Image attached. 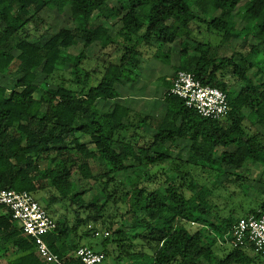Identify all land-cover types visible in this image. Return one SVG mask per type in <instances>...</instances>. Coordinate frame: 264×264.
Instances as JSON below:
<instances>
[{
	"label": "trees",
	"instance_id": "trees-1",
	"mask_svg": "<svg viewBox=\"0 0 264 264\" xmlns=\"http://www.w3.org/2000/svg\"><path fill=\"white\" fill-rule=\"evenodd\" d=\"M111 1L0 0V192L42 203L57 223L45 241L64 264H84L74 257L80 247L103 253L105 264H264L252 244L233 248L226 239L241 218L264 214V172L251 179L247 165H264V39L256 37L264 0ZM48 10L73 15L76 27L53 32ZM235 12L247 15L234 35L243 43L221 57L232 38L224 18ZM95 44L102 50L85 68ZM74 47L79 54L69 53ZM174 52L173 78L186 71L221 89L231 107L225 118H203L168 91L159 118L126 101L142 60L171 63ZM177 139L192 141L189 157L166 169L171 155L156 148ZM75 171L92 187L76 186ZM0 259L50 264L2 206Z\"/></svg>",
	"mask_w": 264,
	"mask_h": 264
},
{
	"label": "built area",
	"instance_id": "built-area-1",
	"mask_svg": "<svg viewBox=\"0 0 264 264\" xmlns=\"http://www.w3.org/2000/svg\"><path fill=\"white\" fill-rule=\"evenodd\" d=\"M168 92L181 98L188 109L206 119H223L231 109L227 95L221 89L203 85L190 72H178ZM0 206L9 209L23 233L35 241L37 254L43 261L64 264V260L53 253L45 241V236L57 228V223L32 194L3 190L0 192ZM95 235L107 237L109 234L96 232ZM229 237L233 248L252 244L256 252L264 255V214L241 218L226 239ZM74 257L84 264H105V255L88 247H80Z\"/></svg>",
	"mask_w": 264,
	"mask_h": 264
},
{
	"label": "rangeland",
	"instance_id": "rangeland-1",
	"mask_svg": "<svg viewBox=\"0 0 264 264\" xmlns=\"http://www.w3.org/2000/svg\"><path fill=\"white\" fill-rule=\"evenodd\" d=\"M249 1V0H247ZM112 5H115L116 2L114 0L111 1ZM208 13L211 16L214 17H221V14L219 11H215L212 8L208 9ZM235 14L231 16H227L224 19L229 23L230 25V35L231 40L225 41L222 44V47L220 50H218V55L221 57H229L232 55L234 49L237 45H241L243 42L240 39H237L234 37L237 31H241L242 28L245 26L247 21V15L244 16H237ZM44 17L48 24L53 25V32L60 33L62 35H66L71 29L76 27V22L74 21L73 15H70L68 12H65L63 14H59L56 11H46L44 13ZM95 23H101L104 20L103 19H97L96 17H93ZM105 22V21H104ZM107 24V23H106ZM256 37L264 39V35L256 32ZM218 42V40H215ZM179 47V46H178ZM101 47L99 44H95L92 47H90L87 50L88 56L90 58V61L85 62L84 66L85 68H92L95 65V60L93 59L96 57L100 51ZM112 48H108L105 50L106 53L112 52ZM81 51L80 47H74L71 50H69V53L71 55H77ZM145 57H151V52H147L144 54ZM147 58H144L142 60V64L139 70L140 78L137 79L134 83L128 84V87H126V90H128L125 94L126 101L133 105L136 110L148 114L151 116L157 117H163L165 116L164 112L161 113V111H164L166 109V106L164 105V97L166 93L167 86H169L170 80L173 78L174 74V67H177L180 64V57L177 52H174L171 56V63H167L160 59H150L147 60ZM257 65L258 69L264 73V47L262 49V54L257 57ZM174 69V70H173ZM63 74V73H62ZM65 77H70L69 74L64 73ZM263 77V75L261 76ZM60 77L56 78L57 80ZM229 80V78H227ZM230 81V80H229ZM231 81H233L231 79ZM247 84H251L253 82V79L251 76H248L245 80ZM94 82V81H91ZM235 82V81H233ZM121 90V87H120ZM39 96V95H38ZM82 142H87L89 139L88 136H81ZM89 147H92L91 144H89ZM188 147H185L183 149H187ZM157 151L160 150V147L156 148ZM264 162V161H263ZM171 160L167 161L165 163L166 169H170ZM248 168L251 170L250 172V178L251 179H259L261 175L264 172V165L259 164L258 166H253L252 164L247 163ZM42 168H46V163L43 162L41 164ZM91 166L96 168V172L100 171V165L98 162L91 161ZM169 174L172 176L173 173L169 172ZM198 174V173H197ZM124 175H121V178H123ZM73 179L75 181L76 186L88 189L91 188L92 185L87 183L86 181L82 180L81 175L75 171L73 174ZM206 182V178H203ZM211 181V180H210ZM209 183V182H208ZM252 194V193H251ZM85 198L87 200L94 199L95 193L89 192ZM96 199V198H95ZM42 204V203H41ZM196 225L192 226V230L196 229ZM93 239H84L83 243L88 244L89 242H94ZM97 250H100L101 247H96ZM0 264H8L6 259H0Z\"/></svg>",
	"mask_w": 264,
	"mask_h": 264
},
{
	"label": "crops",
	"instance_id": "crops-1",
	"mask_svg": "<svg viewBox=\"0 0 264 264\" xmlns=\"http://www.w3.org/2000/svg\"><path fill=\"white\" fill-rule=\"evenodd\" d=\"M172 79H169L170 83H169V86H167L166 92L168 91V89L171 86ZM162 112H164V114L166 115L167 108L164 111H161V113ZM157 118H159V117H157ZM202 139H203V136H202ZM191 145H192V141H190L189 139H177L173 144L166 143V144L161 145L159 147H160L161 151H165L166 153L171 155V159H170L171 161L178 159V158H181L182 160L185 161L189 157V150H190ZM185 147H188V148L183 149Z\"/></svg>",
	"mask_w": 264,
	"mask_h": 264
}]
</instances>
